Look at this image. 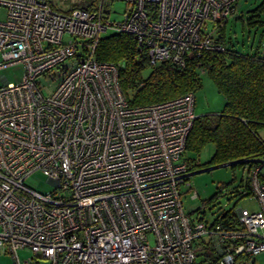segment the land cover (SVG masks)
Returning a JSON list of instances; mask_svg holds the SVG:
<instances>
[{"label":"built area","instance_id":"built-area-1","mask_svg":"<svg viewBox=\"0 0 264 264\" xmlns=\"http://www.w3.org/2000/svg\"><path fill=\"white\" fill-rule=\"evenodd\" d=\"M238 1L123 0L112 20L104 0L65 11L0 0V69L23 67L18 82L0 75V252L13 264H195L203 248L216 264H254L264 252V152L242 159L257 208H239L229 225L184 213L177 188L192 174L182 151L194 92L130 105L117 66L94 58L101 36L126 32L150 64L183 68L223 49L215 36ZM53 68L44 94L37 79ZM36 170L46 194L23 183ZM23 247L32 255L20 260Z\"/></svg>","mask_w":264,"mask_h":264},{"label":"trees","instance_id":"trees-1","mask_svg":"<svg viewBox=\"0 0 264 264\" xmlns=\"http://www.w3.org/2000/svg\"><path fill=\"white\" fill-rule=\"evenodd\" d=\"M260 11H264V3L246 16V25L261 24L254 18ZM237 18L235 14L229 19ZM226 24L215 36L223 49L204 50L198 57L189 59L183 68L168 61L150 64L145 51L126 32L105 33L94 50V58L117 66V81L130 105L155 103L195 92L202 83L200 73L205 72L223 94L224 105L220 112L197 115L185 139V149L199 152L212 143L214 152L209 164L255 158L264 152V141L257 136V131L264 127V54L260 51L264 45L251 47L249 52L228 48ZM147 69L149 73L144 75ZM187 161L192 171L197 164ZM218 216L224 224L236 222V214L231 210Z\"/></svg>","mask_w":264,"mask_h":264},{"label":"rangeland","instance_id":"rangeland-1","mask_svg":"<svg viewBox=\"0 0 264 264\" xmlns=\"http://www.w3.org/2000/svg\"><path fill=\"white\" fill-rule=\"evenodd\" d=\"M48 3L57 11H65L75 7H87L91 4H99L100 0H47ZM237 7V19H229L225 29L226 46L235 51L249 52L251 47L264 45V11H260L254 18L260 23L255 25H246V16L248 17L252 10L264 0H239ZM125 2L123 0H104L101 7L112 20L121 19ZM4 9H0V19L4 17ZM111 20V21H112ZM110 31L106 32L109 33ZM67 35L64 36L66 38ZM1 61V56H0ZM56 68L44 73L38 77L39 85L50 81L56 72ZM23 67L20 63L9 64L0 69V75L4 76L9 82H18L23 75ZM149 70L143 71L147 75ZM201 86L194 92V112L196 115L207 113H217L223 108L224 96L216 89V86L208 78L205 72L200 73ZM5 85L0 78V87ZM44 94L48 90L42 87ZM257 136L264 141V127L257 131ZM214 145L209 143L199 150V152L185 149L182 151V159L189 160L194 165L187 181L189 184L181 183L178 185L180 200L184 213L189 215L199 214L207 222L212 221L217 215L231 210L236 215L238 209L253 210L257 208L256 201L248 194L247 185V162H234L228 164H209ZM208 168V169H207ZM27 186L39 192H48L52 186L46 182V176L36 170L29 174L24 182ZM196 190L197 194L192 197V192ZM32 255L28 247L17 249V257L20 260ZM254 264H264V252L257 254L254 258ZM0 264H13L10 254L0 252Z\"/></svg>","mask_w":264,"mask_h":264},{"label":"crops","instance_id":"crops-1","mask_svg":"<svg viewBox=\"0 0 264 264\" xmlns=\"http://www.w3.org/2000/svg\"><path fill=\"white\" fill-rule=\"evenodd\" d=\"M237 7H238V3H237ZM210 256L211 255L208 250L204 248L199 250L197 253V259L195 260V264H216L215 261L210 260L211 258Z\"/></svg>","mask_w":264,"mask_h":264},{"label":"water","instance_id":"water-1","mask_svg":"<svg viewBox=\"0 0 264 264\" xmlns=\"http://www.w3.org/2000/svg\"><path fill=\"white\" fill-rule=\"evenodd\" d=\"M243 160L242 159H237V160H233V161H228V162H225V163H222V164H228V163H234V162H242ZM208 169V168H207ZM193 173V172H192Z\"/></svg>","mask_w":264,"mask_h":264}]
</instances>
